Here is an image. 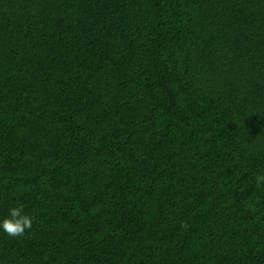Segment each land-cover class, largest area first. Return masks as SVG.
<instances>
[{"label":"trees","instance_id":"obj_1","mask_svg":"<svg viewBox=\"0 0 264 264\" xmlns=\"http://www.w3.org/2000/svg\"><path fill=\"white\" fill-rule=\"evenodd\" d=\"M264 0H0V264H264Z\"/></svg>","mask_w":264,"mask_h":264},{"label":"clouds","instance_id":"obj_2","mask_svg":"<svg viewBox=\"0 0 264 264\" xmlns=\"http://www.w3.org/2000/svg\"><path fill=\"white\" fill-rule=\"evenodd\" d=\"M255 183L264 186V172L257 173ZM33 225V218L24 211L23 205L12 206L7 215L0 216V231L12 237L26 234Z\"/></svg>","mask_w":264,"mask_h":264}]
</instances>
